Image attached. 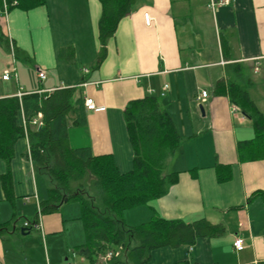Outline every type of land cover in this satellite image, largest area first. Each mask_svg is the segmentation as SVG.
Here are the masks:
<instances>
[{
  "label": "crops",
  "instance_id": "0c3cea01",
  "mask_svg": "<svg viewBox=\"0 0 264 264\" xmlns=\"http://www.w3.org/2000/svg\"><path fill=\"white\" fill-rule=\"evenodd\" d=\"M212 1L206 0L203 15L193 20L176 16L173 0H139L108 41L106 57L98 68L99 0H47L45 6L30 11L14 9L3 20L4 33L34 65L17 61L0 45V99L76 88L84 103L90 98L100 110L85 109L83 120L72 125L71 144L90 147L95 156L111 155L123 174L133 169L134 157L124 110L131 101L158 95L168 85L162 105L183 143L167 169L178 173V181L149 206L127 211L125 222L138 226L156 213L185 223L206 219L224 231L199 237L193 245L154 250L148 264H264V160L240 161L238 144L253 139L255 131L240 111L232 112L228 97L215 94L216 83L234 63L258 67L255 74H264V0H233L215 11L210 9ZM145 13L152 18L150 26ZM205 20L210 25L208 34ZM86 29L92 60H97L93 72L78 70L73 59L61 63L59 58L63 49L73 48L61 40L65 33L79 38ZM206 35L211 43L205 42ZM6 71H14L9 80H3ZM39 72L45 73V80L39 79ZM202 92H207L205 99ZM20 116L23 125L25 117ZM28 152L29 140L24 137L15 144L9 166L0 159V177L10 169L13 195L8 199L0 181V220L18 222V231L0 239V264H68L73 253L78 255V264L80 256L90 264L83 249L86 236L80 208L65 212V204L42 216L40 228L21 234L24 222L36 218L39 209ZM218 166L230 168L228 180L219 181ZM237 238L244 240L240 252L234 248Z\"/></svg>",
  "mask_w": 264,
  "mask_h": 264
},
{
  "label": "trees",
  "instance_id": "16d2710c",
  "mask_svg": "<svg viewBox=\"0 0 264 264\" xmlns=\"http://www.w3.org/2000/svg\"><path fill=\"white\" fill-rule=\"evenodd\" d=\"M8 13L14 9L30 11L43 7L47 0H5ZM3 2L0 0V45L12 52L17 61L34 62L16 47L3 31ZM102 8L98 24L101 51L96 68L104 61L108 41L114 37L121 21L130 15L139 0H99ZM68 49V50H66ZM66 56L73 48H66ZM224 57L228 44L222 40ZM256 69L242 63L227 68V76L215 85L217 96L228 97L231 104L249 119L255 136L238 144L241 162L264 160V113L251 97ZM161 98L151 94L131 101L124 110L128 137L133 147V169L121 173L111 155L95 156L90 147L71 144L70 130L83 120L85 103L76 88L57 89L51 93H30L0 99V159L8 166L15 155V144L29 140L28 156L33 163L37 183L40 215L57 212L63 205L77 202L80 208L90 264H99V257L110 251L120 256L107 264H148L151 253L160 248L193 245L199 237L222 235L223 228L206 219L193 223L166 220L154 214L147 223L131 226L125 222L129 210L149 206L164 197L177 183L178 173L167 169L169 160L180 149L183 140L173 119L163 107ZM26 121V133L20 123ZM42 115V125L32 121ZM229 167L218 166L219 181L230 178ZM8 199L12 200L10 169L0 177ZM261 195L256 193L255 196ZM67 201V202H66ZM66 202V203H65ZM18 222H1L0 239L17 229ZM30 230V229H28Z\"/></svg>",
  "mask_w": 264,
  "mask_h": 264
},
{
  "label": "rangeland",
  "instance_id": "374dc122",
  "mask_svg": "<svg viewBox=\"0 0 264 264\" xmlns=\"http://www.w3.org/2000/svg\"><path fill=\"white\" fill-rule=\"evenodd\" d=\"M173 1H174L173 2V13L176 16H179V17H182L184 15L190 16L191 19H193V20L197 19L200 14L203 15V7H206V5L204 4L206 0H184L183 2H182V0H173ZM210 9H209V11L212 15L213 11H211L212 9L211 10ZM180 19L181 18H179V20ZM203 24L205 26V31L208 34L209 29H210V25H209L208 21L205 20L203 22ZM65 34L67 36L62 38L61 40H64L66 42L68 41V43L71 45L70 47H73L74 56L71 55V52H72L71 50L68 51V54H66V56L60 55L59 58L61 60V63H65V62H68L70 59H73V63H74L73 66L76 67L78 70L83 69V68H87L91 72H93L94 65H95V62L97 60H95V61L92 60L94 55L92 52V42L90 39V37H91L90 32L86 29L85 31L82 32V37L80 36L79 38L72 37L71 36L72 32H66ZM207 37H208V39H207ZM204 40H205V42L208 40V42L211 43V37L208 35H206ZM72 43H74V44H72ZM66 50H68V49H66ZM207 51L210 53V51L208 50V47H207ZM61 54H62V52H61ZM253 80L255 81L256 86H254L251 89V97L257 103V105L259 106L261 111L264 113V74L263 73L262 74H253ZM14 81H17V79H14ZM75 135H76V132H75ZM75 135H74V137H75ZM74 141H75V139H74ZM74 206L79 209V204L77 202H71L68 205L64 206L65 212H66V210H72V208H74ZM25 217H27V216H25ZM74 232H75V229L72 230L71 233L73 234ZM76 232H77V230H76ZM30 236L35 237V235H30ZM34 239L36 240V237ZM35 240H34V243H36ZM58 251H60V250H58ZM81 262H86V261L81 259V256H80V264H82ZM86 264H88V262H86Z\"/></svg>",
  "mask_w": 264,
  "mask_h": 264
},
{
  "label": "built area",
  "instance_id": "2783aa9c",
  "mask_svg": "<svg viewBox=\"0 0 264 264\" xmlns=\"http://www.w3.org/2000/svg\"><path fill=\"white\" fill-rule=\"evenodd\" d=\"M233 0H213L210 4V8L215 11V9H217L218 7L220 6H225V5H228L232 2ZM0 11H1V8H0ZM3 12H4V15L7 17L8 16V6H7V3L6 1L4 0L3 2ZM144 19H145V23L147 26H150L152 24V18L151 16L148 14V13H145L144 14ZM256 72L258 71V67L255 68ZM14 71H6L5 74L3 75V80H9L11 78V74L13 73ZM16 79V77H15ZM39 79L41 81L45 80L46 79V75L45 73L43 72H39ZM168 89V85H165L163 87V90L159 93V96L160 97H165L166 95V91ZM207 97V92H202L201 94V98L205 99ZM85 108L87 111H99L100 108H97L94 101L90 98H87L85 100ZM232 112L233 113H238L239 110L238 108H236L235 106L232 107ZM41 119H42V115L39 114L36 118L33 119L32 121V124L34 126H41L42 125V122H41ZM23 127H24V130H25V133L27 132L26 131V121L25 119L23 120ZM27 134V133H26ZM27 201H29V199H27ZM38 215H40V210L38 209ZM24 228L26 229H38L41 227V217H39V220L38 222L36 223H33V222H29V221H25L24 222ZM244 240L242 238H237L235 240V243H234V248L240 252L244 249ZM120 256V252L119 251H110L108 252L107 254L99 257V264H107L110 260H112L113 258H116V257H119ZM68 264H78V255L76 253H73L71 255V258L69 259V262Z\"/></svg>",
  "mask_w": 264,
  "mask_h": 264
},
{
  "label": "water",
  "instance_id": "95a60500",
  "mask_svg": "<svg viewBox=\"0 0 264 264\" xmlns=\"http://www.w3.org/2000/svg\"><path fill=\"white\" fill-rule=\"evenodd\" d=\"M199 108H200V110H201V112H202V114H203V112H204V109H203V106L201 105V106H199ZM67 202V201H66ZM65 202V203H66ZM30 233V231L28 230V229H26V228H22L21 229V234L22 235H27V234H29Z\"/></svg>",
  "mask_w": 264,
  "mask_h": 264
}]
</instances>
